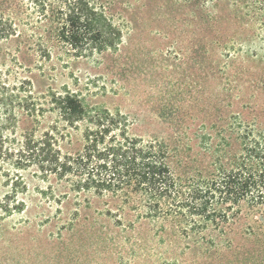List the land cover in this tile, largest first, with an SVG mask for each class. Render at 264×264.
<instances>
[{"label": "rangeland", "instance_id": "374dc122", "mask_svg": "<svg viewBox=\"0 0 264 264\" xmlns=\"http://www.w3.org/2000/svg\"><path fill=\"white\" fill-rule=\"evenodd\" d=\"M100 1L123 25L122 43L115 53L81 59L69 57L53 37L39 41L33 10L13 7L23 26L18 37L0 41L5 145L16 147L26 131L41 133L47 125L39 110L45 95L66 88L126 114L133 134L164 142L174 176L216 174L217 151L239 148V121L257 119L264 129V43L228 50L210 41L252 27L225 4L209 6L206 23L196 1ZM79 145L73 134L63 152ZM3 171L0 197L9 190ZM36 172L21 171L23 211L0 215V264H264L259 208L240 204L218 227L184 234L173 219L138 217V201L90 194L88 202L74 194L63 199L65 185L53 178L44 182ZM108 210L120 221L105 215Z\"/></svg>", "mask_w": 264, "mask_h": 264}, {"label": "trees", "instance_id": "16d2710c", "mask_svg": "<svg viewBox=\"0 0 264 264\" xmlns=\"http://www.w3.org/2000/svg\"><path fill=\"white\" fill-rule=\"evenodd\" d=\"M186 1L202 4L206 23L211 22L207 8L225 4L234 17L245 18L252 26L227 40L213 37L210 41L222 43L228 50L264 43V0ZM14 6L33 10L41 32L39 41L53 37L71 58L115 53L122 43L123 25L100 0H0V41L20 35L22 18ZM39 110L47 122L41 133L26 131L12 148L0 134V170L9 185L0 197L2 217L23 211L20 195L26 186L21 171L31 167L44 182L53 178L63 183V199L74 194L88 202L86 195L90 194L126 203L138 201L143 209L138 217L173 219L183 226L184 234L218 227L226 222L228 210L243 203L264 213V129L257 119L239 121V148L231 154L217 151L212 171L216 174L182 180L172 173L167 145L133 134V123L118 110L87 101L66 88L48 91ZM73 134L79 135L80 145L63 152L62 144ZM105 215L120 221V215L110 210ZM262 219L264 222V214ZM262 240L264 243V235Z\"/></svg>", "mask_w": 264, "mask_h": 264}]
</instances>
